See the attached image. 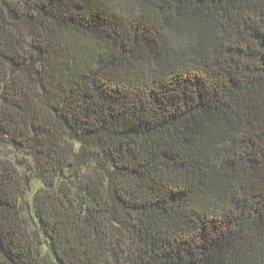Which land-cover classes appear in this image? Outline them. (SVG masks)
Returning a JSON list of instances; mask_svg holds the SVG:
<instances>
[{"label":"clouds","instance_id":"9594fccd","mask_svg":"<svg viewBox=\"0 0 264 264\" xmlns=\"http://www.w3.org/2000/svg\"><path fill=\"white\" fill-rule=\"evenodd\" d=\"M0 264H264V0H0Z\"/></svg>","mask_w":264,"mask_h":264}]
</instances>
